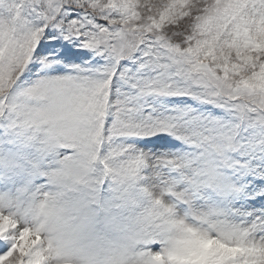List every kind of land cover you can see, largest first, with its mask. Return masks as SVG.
<instances>
[{
  "label": "snow or ice",
  "instance_id": "obj_1",
  "mask_svg": "<svg viewBox=\"0 0 264 264\" xmlns=\"http://www.w3.org/2000/svg\"><path fill=\"white\" fill-rule=\"evenodd\" d=\"M0 264H264V0H0Z\"/></svg>",
  "mask_w": 264,
  "mask_h": 264
}]
</instances>
